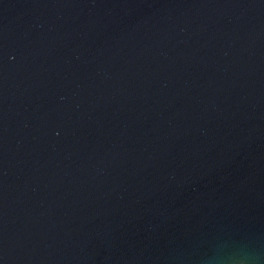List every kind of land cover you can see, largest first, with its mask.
Wrapping results in <instances>:
<instances>
[{"label":"water","instance_id":"1","mask_svg":"<svg viewBox=\"0 0 264 264\" xmlns=\"http://www.w3.org/2000/svg\"><path fill=\"white\" fill-rule=\"evenodd\" d=\"M0 264H264V0H0Z\"/></svg>","mask_w":264,"mask_h":264}]
</instances>
